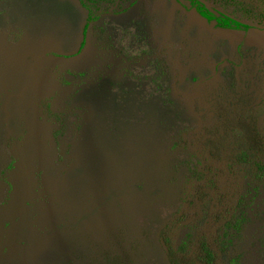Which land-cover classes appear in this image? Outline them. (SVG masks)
<instances>
[{"label":"rangeland","instance_id":"obj_1","mask_svg":"<svg viewBox=\"0 0 264 264\" xmlns=\"http://www.w3.org/2000/svg\"><path fill=\"white\" fill-rule=\"evenodd\" d=\"M202 1L0 0V264H264V0Z\"/></svg>","mask_w":264,"mask_h":264},{"label":"trees","instance_id":"obj_2","mask_svg":"<svg viewBox=\"0 0 264 264\" xmlns=\"http://www.w3.org/2000/svg\"><path fill=\"white\" fill-rule=\"evenodd\" d=\"M185 10H191L194 8L208 23H212L213 28H229V29H241L247 31L252 26L249 23L240 21L233 16L208 6L201 0H175ZM87 24L83 28V32L86 31Z\"/></svg>","mask_w":264,"mask_h":264},{"label":"water","instance_id":"obj_3","mask_svg":"<svg viewBox=\"0 0 264 264\" xmlns=\"http://www.w3.org/2000/svg\"><path fill=\"white\" fill-rule=\"evenodd\" d=\"M177 3V2H176ZM188 11V10H187ZM189 11H191L192 13H194L195 15H196V17H197V19L199 20V21H201L203 24H205V25H208V26H210V27H212V23H208L207 21H206V19L205 18H203L198 12H196V10L194 9V8H192L191 10H189ZM214 29H218L219 31H221V32H224V33H239V32H244L243 30H238V29H229V28H214Z\"/></svg>","mask_w":264,"mask_h":264},{"label":"crops","instance_id":"obj_4","mask_svg":"<svg viewBox=\"0 0 264 264\" xmlns=\"http://www.w3.org/2000/svg\"><path fill=\"white\" fill-rule=\"evenodd\" d=\"M202 1V0H201ZM204 2V1H203ZM219 10H221V9H219ZM221 11H223V10H221ZM223 12H225V11H223ZM225 13H227V12H225ZM227 14H229V13H227ZM229 15H231V14H229ZM231 16H233V15H231ZM233 17H235V16H233ZM235 18H237V17H235ZM238 19V18H237ZM242 21V20H241ZM244 22V21H243ZM246 23V22H245ZM251 25V24H250ZM252 26V25H251ZM252 27H254V26H252Z\"/></svg>","mask_w":264,"mask_h":264},{"label":"flooded vegetation","instance_id":"obj_5","mask_svg":"<svg viewBox=\"0 0 264 264\" xmlns=\"http://www.w3.org/2000/svg\"><path fill=\"white\" fill-rule=\"evenodd\" d=\"M235 18V17H234ZM237 19V18H236ZM238 20H240V19H238ZM241 21V20H240ZM213 23V22H212ZM251 28H255V27H251ZM239 30H241V29H239ZM249 30V29H248ZM243 31H245V30H243Z\"/></svg>","mask_w":264,"mask_h":264}]
</instances>
